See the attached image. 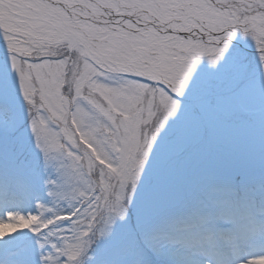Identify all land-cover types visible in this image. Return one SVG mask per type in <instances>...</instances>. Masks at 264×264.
Here are the masks:
<instances>
[{
	"label": "snow or ice",
	"instance_id": "1",
	"mask_svg": "<svg viewBox=\"0 0 264 264\" xmlns=\"http://www.w3.org/2000/svg\"><path fill=\"white\" fill-rule=\"evenodd\" d=\"M0 40V126L9 123L10 88L19 85L17 56L29 71L63 73L65 88L79 91L89 76V84L108 85L119 119L126 114L132 134L139 130L142 168L130 212L106 242L102 264H194L163 218L210 178L221 183L197 210H210L228 228L240 224L249 206L230 189L252 173L237 144L257 128L264 142V103L250 101L252 57L264 72V0H0ZM204 65L224 66V75L203 79L202 72L197 81ZM260 90L264 95V75ZM258 177L264 200V170ZM256 211L264 215V203ZM258 231L264 248V226ZM219 239L215 264L264 259V252L247 255L230 245L223 233Z\"/></svg>",
	"mask_w": 264,
	"mask_h": 264
},
{
	"label": "rangeland",
	"instance_id": "2",
	"mask_svg": "<svg viewBox=\"0 0 264 264\" xmlns=\"http://www.w3.org/2000/svg\"><path fill=\"white\" fill-rule=\"evenodd\" d=\"M5 51L0 40V67ZM12 51L20 48L10 47ZM11 59L19 85L10 88L9 123L0 126V195L12 199L14 209L6 214H14L19 221L3 222V237L7 241L17 237L10 242L0 240L4 253L0 261L102 264L106 242L130 212L142 168L137 161V152L143 147L139 130L132 134L125 124L126 114L119 119L120 109L108 85L96 80L89 84V76L82 80L79 91L76 85L65 88L63 73L29 71L27 62L21 66L17 56ZM250 71L256 82L250 101L259 106L264 103L260 90L264 72L255 57ZM202 72L203 79H219L225 69L198 67L197 81L202 80ZM237 152L252 175L233 183L230 194L249 206V211L239 225L228 228L210 210H197V202L207 200L221 183L219 178H210L203 188L188 193L183 207L163 218L178 231L183 254L190 248L220 253L217 230L227 231L233 238L243 233L247 241L260 247L262 233L256 226H264V215L256 209L264 203L258 177L264 170V142L258 128L254 135L239 140Z\"/></svg>",
	"mask_w": 264,
	"mask_h": 264
},
{
	"label": "bare ground",
	"instance_id": "3",
	"mask_svg": "<svg viewBox=\"0 0 264 264\" xmlns=\"http://www.w3.org/2000/svg\"><path fill=\"white\" fill-rule=\"evenodd\" d=\"M5 200H9L10 202L12 201L11 198H6L4 195H0V202L5 201ZM5 207H9V208H0V236H4L5 235V231H4V226L6 223H3L4 221H8L11 220L12 222L16 223L17 221H19V219L14 215H8L6 214V211L9 210H13L14 209V205L13 204H5ZM3 223V224H2ZM262 227V225H257L256 228L260 229ZM201 234V232H199ZM221 233H223V235L225 236V238L228 239V243L230 245L234 244L236 245L241 251H245V254L247 255H253V254H259L260 252H264V248L262 247H255L253 244H251V242L247 241L246 236L243 233H238L237 238H240L239 240L237 238H233L231 237V235L229 233H227V231L224 230H217L216 234L218 237H220ZM235 233V231H234ZM237 233V232H236ZM17 237V236H16ZM16 237H13L11 239H9L7 241V239H4L2 241L4 242H10L12 240H14ZM241 243V244H239ZM221 241L220 239L218 240V242L216 243V247L219 248L218 251H221ZM231 249H229L230 251ZM217 251V250H216ZM217 253V252H216ZM219 253L215 254L207 249H197V248H190L188 250V252L184 253L183 255L194 262V264H215L216 259L218 258ZM253 264H264V259L262 258H256L255 261L253 262Z\"/></svg>",
	"mask_w": 264,
	"mask_h": 264
}]
</instances>
